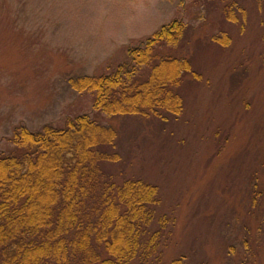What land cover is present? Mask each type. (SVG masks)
<instances>
[{"label": "rangeland", "instance_id": "1", "mask_svg": "<svg viewBox=\"0 0 264 264\" xmlns=\"http://www.w3.org/2000/svg\"><path fill=\"white\" fill-rule=\"evenodd\" d=\"M0 16V153L18 128L95 115L93 95L69 80L110 73L181 20L197 72L185 78L184 111L101 115L118 134L113 169L159 187L173 229L163 263L264 264V0H0ZM223 33L226 47L211 39Z\"/></svg>", "mask_w": 264, "mask_h": 264}, {"label": "trees", "instance_id": "2", "mask_svg": "<svg viewBox=\"0 0 264 264\" xmlns=\"http://www.w3.org/2000/svg\"><path fill=\"white\" fill-rule=\"evenodd\" d=\"M225 11L237 21L232 6ZM186 32L174 19L131 49L130 62L70 79L74 90L93 95L95 115L14 131L13 147L0 153V264H166L173 229L159 213L160 189L140 178L120 180L117 131L99 118H178L185 78H197L184 55ZM211 39L230 44L226 33ZM169 264H185V257Z\"/></svg>", "mask_w": 264, "mask_h": 264}]
</instances>
